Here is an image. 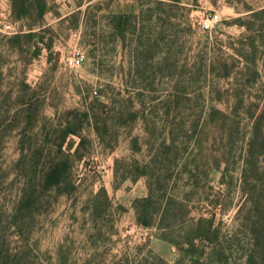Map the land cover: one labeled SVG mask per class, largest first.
<instances>
[{
	"label": "rangeland",
	"instance_id": "1",
	"mask_svg": "<svg viewBox=\"0 0 264 264\" xmlns=\"http://www.w3.org/2000/svg\"><path fill=\"white\" fill-rule=\"evenodd\" d=\"M46 1L40 19L0 0V264H264V152L248 160L264 132V0ZM141 3L153 56L140 24L123 38L111 18ZM172 129L180 150L154 159ZM61 160L65 178L44 187ZM149 183L182 203L172 228L139 222ZM202 216L221 244L196 262Z\"/></svg>",
	"mask_w": 264,
	"mask_h": 264
},
{
	"label": "trees",
	"instance_id": "2",
	"mask_svg": "<svg viewBox=\"0 0 264 264\" xmlns=\"http://www.w3.org/2000/svg\"><path fill=\"white\" fill-rule=\"evenodd\" d=\"M13 13L15 17L23 18L30 14L32 7L35 8L37 15L40 19H43L47 9L48 3L46 0H11ZM154 2L159 8L166 7V6H173L177 5L180 6L181 1L176 0V3H172V0H149ZM157 7V8H158ZM154 10L148 6L145 8V5L141 3V11L139 14H117L112 15L113 24L116 27L118 35L123 36L126 38V34L131 26H134V30L138 28V24H140L141 29V37H140V45L149 47V56H153L155 53L151 49H155L157 52L158 49L161 47V43L158 39H155L153 42V32L152 28L149 24H144L143 22H150L154 16ZM136 22L135 25L133 23ZM189 23V22H188ZM45 24L38 26L37 28L32 27L26 33H17L14 35V39H17L18 42L21 41L22 38H29L32 39L33 37H42L41 34L45 30ZM166 37V36H165ZM163 38L165 41L166 38ZM165 60L167 57L164 58ZM169 59V58H168ZM219 112V111H218ZM254 138L250 142V154L248 160L256 159L258 160L262 155L261 153L264 152V132H261L260 126L254 127ZM178 135L174 129L169 131L167 135L164 137L163 141L161 142L160 149L163 150L159 151L157 155L153 156L154 159H158L161 155L170 154L173 151L180 150L179 141H177ZM137 142V141H136ZM186 142V141H183ZM182 144L187 147L186 143ZM137 146L138 142L136 143ZM182 145V146H183ZM152 158L151 161L147 162L144 166H142V172L140 175H148V167L154 162L155 160ZM260 160V159H259ZM253 161V160H252ZM251 162V161H249ZM66 166L64 162L61 161H53L46 167L42 183L44 187L50 188L52 186L60 184L63 179L65 178L66 173ZM258 174H262L264 176V166L256 169ZM161 191V190H160ZM158 189H156L152 183H149V194L145 197L138 198L134 202V209L136 211L137 218L139 222L147 227H157L161 230H167L172 228L175 225L176 221L179 219V210L182 208V203L174 196H168L165 191H161L159 194ZM160 216V217H159ZM196 220V218H194ZM198 224L202 225L206 223L207 231L206 235H200L201 237H197L201 239L200 244L193 241H190V246L186 248V250L190 253L191 256L195 259L196 262H203L202 259H206L210 256V251L216 250V244H221L219 241V227L215 225V218L214 217H200L197 219ZM166 237V235H165ZM205 238V239H204ZM3 252L0 249V257L2 256ZM9 258L13 255L8 254ZM250 264H257L259 263L257 259H254V256L251 255Z\"/></svg>",
	"mask_w": 264,
	"mask_h": 264
},
{
	"label": "built area",
	"instance_id": "3",
	"mask_svg": "<svg viewBox=\"0 0 264 264\" xmlns=\"http://www.w3.org/2000/svg\"><path fill=\"white\" fill-rule=\"evenodd\" d=\"M218 15H214V18L215 19H218ZM4 32H7V33H16L18 32V29L16 27L15 24H9V25H3V29H2ZM82 58H84V55L82 56ZM81 59L78 60V62H80Z\"/></svg>",
	"mask_w": 264,
	"mask_h": 264
}]
</instances>
